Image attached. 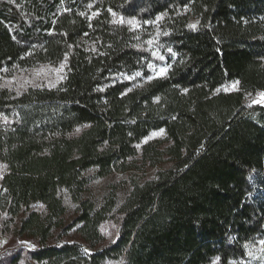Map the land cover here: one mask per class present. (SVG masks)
<instances>
[{
  "label": "trees",
  "instance_id": "obj_1",
  "mask_svg": "<svg viewBox=\"0 0 264 264\" xmlns=\"http://www.w3.org/2000/svg\"><path fill=\"white\" fill-rule=\"evenodd\" d=\"M150 38L166 75L116 80L147 75ZM43 64L65 65L57 86H0V236L35 243L0 264H264V0H0V73ZM163 162L120 204L90 195Z\"/></svg>",
  "mask_w": 264,
  "mask_h": 264
},
{
  "label": "rangeland",
  "instance_id": "obj_2",
  "mask_svg": "<svg viewBox=\"0 0 264 264\" xmlns=\"http://www.w3.org/2000/svg\"><path fill=\"white\" fill-rule=\"evenodd\" d=\"M149 40L153 41L152 44L147 42L146 52L148 53V61L145 63L144 73H147L145 76L141 72L139 76H136V73L127 75L121 74L114 77L116 80L130 81L132 86L141 85L147 80L155 77H163L159 75L160 68H167L168 70V61H167V52L164 49V46L158 42L156 38H150ZM157 52L159 55L164 57L163 60H159L152 55V52ZM152 65V67H149ZM59 66H52L49 64H43L33 69L27 70H16L12 74L4 70L0 73V86L8 88L15 93H21L28 88H52L57 86L63 79H58V76H65V68L62 72L55 71L59 69ZM165 76V75H164ZM55 85V86H53ZM260 93L257 94L256 100H260ZM259 104H264V102H259ZM0 121L5 122V119L0 116ZM160 133V132H156ZM162 133L157 136H150L149 139L161 138ZM169 163L163 162L157 165L155 168L146 170L145 172H136V173H114L107 178L97 180L91 189V197L97 199L98 201L102 198L104 191L110 185H115L118 188L117 195L119 204L122 202L126 192L130 190V174L135 178L146 179L153 175L155 170H163L169 167ZM6 171V166L0 163V179ZM63 202L66 206V221L69 222L74 218V204L71 203L69 197L63 193ZM102 233L106 239L105 243L111 242L117 233V226L114 222H107L103 224ZM61 242L64 241H74L81 242L79 236L75 233L74 230L66 232L61 238ZM264 241V240H263ZM35 243L31 239L19 238L9 233L5 236H0V260H4L13 253H20L21 256H24L25 251L28 249H34ZM264 244H261L259 241L250 251V257L253 259H259L264 263Z\"/></svg>",
  "mask_w": 264,
  "mask_h": 264
},
{
  "label": "snow or ice",
  "instance_id": "obj_3",
  "mask_svg": "<svg viewBox=\"0 0 264 264\" xmlns=\"http://www.w3.org/2000/svg\"><path fill=\"white\" fill-rule=\"evenodd\" d=\"M9 2L11 3V2H13V0H9ZM81 15H83V13H81ZM93 15H97V14H96V13H93ZM113 15H115V13H113ZM124 22H125V21L123 20V18H121V19L118 20V21H116V20L113 21V23H121V24H123ZM127 23H128L129 25H132L133 27H135V25H136V21H134V20H128ZM198 23H199V22L197 21L196 23L189 24L188 27H189L190 29L195 30V29L197 28ZM148 43H149V44H152L153 41L149 40ZM169 51L171 52V49H169ZM152 55H153L154 57H156L157 59H159V60H163V59H164V57H163L162 55H159V54H158L157 52H155V51L152 52ZM173 55H175V54L173 53ZM64 67H65V65H64V64H61L60 68H59V69H56L55 71H57V72H62L63 69H64ZM149 67H152V65H149ZM166 73H167V68H160V69H159V75H160V76H164V75H166ZM139 75H140V73L137 72V73H136V76H139ZM63 78H64V77H62V76H58V79H63ZM237 83H238V82H237ZM53 86H55V85H53ZM233 87H235V85H233ZM259 102H264V93H260V100H259V101H253V103H259ZM4 119H5V122H7V118L4 117ZM84 127H88V125H84ZM79 130H80V129H77V132H79ZM162 132H163V130H160V133H156V132H154V133L152 134V136H157V135L161 134ZM145 142H147V141H145ZM261 244H264V241H261ZM245 247H247V245H246ZM85 251L87 252V249H85ZM262 251H264V249H262ZM249 254H251V253H249Z\"/></svg>",
  "mask_w": 264,
  "mask_h": 264
}]
</instances>
